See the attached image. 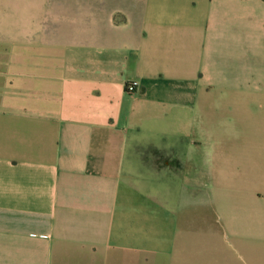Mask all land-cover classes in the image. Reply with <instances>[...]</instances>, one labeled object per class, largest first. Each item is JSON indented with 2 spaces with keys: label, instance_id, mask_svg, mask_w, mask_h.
I'll use <instances>...</instances> for the list:
<instances>
[{
  "label": "crops",
  "instance_id": "crops-1",
  "mask_svg": "<svg viewBox=\"0 0 264 264\" xmlns=\"http://www.w3.org/2000/svg\"><path fill=\"white\" fill-rule=\"evenodd\" d=\"M0 264H264V1L0 0Z\"/></svg>",
  "mask_w": 264,
  "mask_h": 264
},
{
  "label": "built area",
  "instance_id": "built-area-1",
  "mask_svg": "<svg viewBox=\"0 0 264 264\" xmlns=\"http://www.w3.org/2000/svg\"><path fill=\"white\" fill-rule=\"evenodd\" d=\"M136 87H137V82L136 81H131V82H128L127 84H125V90L127 92L134 91Z\"/></svg>",
  "mask_w": 264,
  "mask_h": 264
},
{
  "label": "trees",
  "instance_id": "trees-1",
  "mask_svg": "<svg viewBox=\"0 0 264 264\" xmlns=\"http://www.w3.org/2000/svg\"><path fill=\"white\" fill-rule=\"evenodd\" d=\"M264 1V0H263Z\"/></svg>",
  "mask_w": 264,
  "mask_h": 264
}]
</instances>
